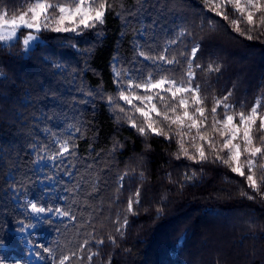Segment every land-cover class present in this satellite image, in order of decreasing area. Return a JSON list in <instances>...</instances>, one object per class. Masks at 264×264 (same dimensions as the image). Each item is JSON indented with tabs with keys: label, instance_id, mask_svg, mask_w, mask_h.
I'll return each mask as SVG.
<instances>
[{
	"label": "trees",
	"instance_id": "16d2710c",
	"mask_svg": "<svg viewBox=\"0 0 264 264\" xmlns=\"http://www.w3.org/2000/svg\"><path fill=\"white\" fill-rule=\"evenodd\" d=\"M113 2L116 13L127 9L135 14L109 13L99 44L91 33L77 36L44 31L38 45L26 54L19 41L12 47H0V258L16 254L24 259L28 241L33 242L37 232L44 230L53 236L52 247L64 250L87 238L93 224L98 237H106L113 225L105 217L115 219L117 211L108 206L117 177L142 161L145 178L139 214L129 218L124 238L118 239L119 247L105 243L102 257L93 264L109 255L112 264H264V201L240 196L242 189L251 191L243 178L221 164L177 160L175 139H145L126 125L118 129L103 103L97 102L93 110L91 103L78 102L83 99L81 86L86 91L102 84L115 91L114 56L130 63L137 41L159 50L166 40L188 28L197 39L203 37L198 62L206 65L215 60L222 65L218 74H198L199 82L209 85L204 91L208 107L213 93L223 96L229 90L233 91L230 102L237 108L242 101L250 107L264 88V43L237 37L219 17L213 18L223 27L208 33L202 16L212 14L203 12L202 0H146L143 8L136 0ZM27 4L28 0H0V10L11 17ZM202 24L205 32L200 31ZM191 43L190 37L183 38L171 47L180 50ZM89 48L93 53L86 64L82 52ZM147 63L141 61L137 67ZM56 64L64 67L58 69ZM77 121L85 124V133L77 140L75 157H67L58 168L50 161L44 162L46 166L33 163L37 153L32 145L47 143L51 132L63 133ZM113 140L121 141L123 148L109 155ZM193 170L200 178L181 187L177 181ZM169 174L173 182H169ZM46 176L54 178L47 180ZM93 183L99 192L89 196ZM123 183L120 209L141 184L138 172ZM29 203L71 205L78 219L73 223L49 214L38 221L28 210ZM157 207L163 211L157 213ZM85 220L89 224L78 231L77 225ZM27 224L34 225L29 232L24 227Z\"/></svg>",
	"mask_w": 264,
	"mask_h": 264
},
{
	"label": "snow or ice",
	"instance_id": "6c2138e0",
	"mask_svg": "<svg viewBox=\"0 0 264 264\" xmlns=\"http://www.w3.org/2000/svg\"><path fill=\"white\" fill-rule=\"evenodd\" d=\"M145 3L146 0H136L140 8H143ZM202 5L204 13L212 14L202 16V20H206L208 33L223 27L213 18L219 17L237 37L248 41L260 40L264 43V0H202ZM120 6L123 8V4ZM114 9L113 0H28L26 9L11 17L6 10H0V47H12L19 41L21 52L26 54L38 45L40 33L44 31L72 33L77 36L91 33L94 42L99 44L104 39V26L109 13L117 16L135 14L127 9L116 13ZM22 29L26 31L21 38L19 32ZM200 31L205 32L204 24L200 26ZM189 37L192 39L190 45L185 44L183 49L173 50L172 45H177L183 38ZM200 39H197L196 34L188 28H182L175 37L166 40L159 50L146 42L137 41L130 63L124 62L118 56L112 59V83L115 91L105 89L102 84H98L96 88L90 87L86 91L81 86L79 91L83 99L78 102L91 103L93 110L97 102L103 103L118 129L126 125L145 139L153 136L163 137L169 141L175 139L177 144L175 159H186L199 165L221 164L231 173L243 178L247 188L251 190L249 192L242 189L241 197L264 201V88L259 90L250 107L246 106V101H242L237 108L230 102L233 91L229 90L223 96H216L213 93L209 108L208 96L204 94L205 88L209 85L207 81L202 85L198 80V74L203 73L205 77L218 74L222 71V65L215 60H210L206 65L198 62V53L201 51ZM71 47L75 49L78 45L72 44ZM92 53L91 48L83 50L82 55L86 57V64L87 57ZM141 61L148 63L137 67V63ZM54 67L59 69L64 66L56 64ZM145 67L147 71L144 70ZM221 109L222 112L218 111ZM87 127L91 130L90 124ZM84 133L85 124L80 121L70 124L63 133L51 132L47 143L31 146L37 153L33 163L46 166L44 162L50 161L58 168L67 157L76 156L77 140ZM122 148L121 141L113 140L108 153L112 155ZM137 172L141 184L129 194L126 206L120 209L123 182L129 176H135ZM65 173L69 174L67 169ZM202 174L203 168L200 176ZM200 176L195 170L190 174L185 172L182 180L177 183L183 187L185 183H192ZM53 178L45 177L47 180ZM144 178L142 161H138L136 167L118 175L116 188L108 201L109 209L116 208L117 211L115 219L105 217L113 225V231L106 237H98L97 225L93 224L87 238L74 248L64 250L60 246L54 248L35 244L34 247L38 251L34 255L37 259L46 257L51 264H93L95 258L102 257L101 248L105 243L119 247L118 239L124 238L125 230L130 224L129 218L138 215L142 207ZM169 182H173L171 174ZM98 192L99 189L93 183L92 191L88 195L94 196ZM75 203L73 200V204ZM27 208L35 214L38 221L40 215L44 213L66 218L73 223L78 219L71 205L41 207L37 203H29ZM96 211L99 212V209ZM162 211V208H156L157 213ZM88 224V220L78 224V231ZM24 227L31 228L34 225L27 224ZM99 227L103 228L104 225L100 224ZM19 230L24 231L23 228ZM0 264L5 262L0 260ZM100 264H112L111 256L109 255L107 260L101 259Z\"/></svg>",
	"mask_w": 264,
	"mask_h": 264
},
{
	"label": "rangeland",
	"instance_id": "374dc122",
	"mask_svg": "<svg viewBox=\"0 0 264 264\" xmlns=\"http://www.w3.org/2000/svg\"><path fill=\"white\" fill-rule=\"evenodd\" d=\"M10 17V16H9ZM26 30H20L19 36L22 38L25 34ZM32 216L36 219L37 217L35 214L31 213ZM50 213H44L41 214L39 217V220H43L46 216H48ZM56 219H64L58 216L53 215ZM31 228H27V232L30 231ZM56 242V241H55ZM27 243V242H26ZM35 244H44L46 246L52 247L54 245L53 236L49 231H39L34 237L33 244H26L28 246V254L25 256V258L18 257L16 254H13L12 256L8 258H0V260H3L5 264H51L50 260H48L46 257L44 259H37V257L34 255L38 249L34 247ZM43 256L44 254L41 253Z\"/></svg>",
	"mask_w": 264,
	"mask_h": 264
}]
</instances>
